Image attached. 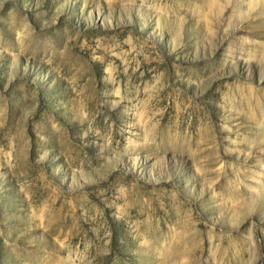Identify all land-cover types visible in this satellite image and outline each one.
Returning <instances> with one entry per match:
<instances>
[{
    "label": "rangeland",
    "instance_id": "374dc122",
    "mask_svg": "<svg viewBox=\"0 0 264 264\" xmlns=\"http://www.w3.org/2000/svg\"><path fill=\"white\" fill-rule=\"evenodd\" d=\"M0 264H264V0H0Z\"/></svg>",
    "mask_w": 264,
    "mask_h": 264
}]
</instances>
